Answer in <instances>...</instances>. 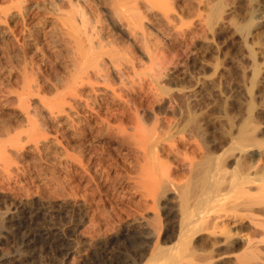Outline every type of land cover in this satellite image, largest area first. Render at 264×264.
Masks as SVG:
<instances>
[{"label":"rangeland","instance_id":"1","mask_svg":"<svg viewBox=\"0 0 264 264\" xmlns=\"http://www.w3.org/2000/svg\"><path fill=\"white\" fill-rule=\"evenodd\" d=\"M9 1L0 0V6L6 9L0 12V141L7 144L4 146L14 171L10 175L0 172V263L2 256L22 252L7 234L10 220L20 215L14 210L20 202L38 201L52 206L49 222L59 231L63 230L71 254L60 261L59 257L46 252L49 250L36 249L40 254L33 258L35 261L19 264H84L110 241H115L114 248L129 253L121 241L124 229L138 228L141 218L153 212L169 215L173 211L170 203L175 202L174 198L167 201L174 196L173 191L167 189L157 193L161 196L157 197L154 211L144 207L139 183L145 178V168H155V165L151 163L153 158L144 156L139 145L148 143V146L149 142L161 139L169 141L167 144L172 145V150L162 142L165 150L159 153L160 160L168 158L163 167L167 164L176 183L184 184L191 177L193 168L189 161L194 155L199 160L207 154L217 156L229 138L236 137L241 129H251L255 136H264V0H153L158 5L163 4L158 8L142 1L140 22L133 10L116 15L99 8L102 27L98 20L95 23L88 0H28L32 3L23 2L22 8L10 7ZM165 2L172 8L165 10ZM74 4L78 13L81 9L84 17H88V28L80 33L82 38H91L97 26L102 30L89 38L93 52L101 48L103 51L105 46L108 49L112 43L107 41L128 48L127 53L123 50L110 53L111 57L101 52L102 58L98 50V61L114 56V63L118 58L116 61H123L131 72L126 69L129 71L126 75L117 70L109 71V90L103 85L96 86L99 93L94 95L89 92L90 85H85L81 89L82 98L76 97L75 103L71 100V106L66 103L60 108L63 113L54 115L48 105L60 99L57 95L63 94L75 71L67 49L50 41L51 35L58 36L55 30L58 18L54 16L61 13L60 17L65 18ZM47 5L52 7L47 8ZM132 28H136L135 31ZM49 30L53 33L49 34ZM31 35L33 38L29 37ZM121 56L137 62L135 67ZM149 58L152 60L148 61ZM134 79L141 83L136 84ZM28 83L33 91L29 94L23 92ZM33 83L41 87L39 91ZM116 86L118 89L114 91ZM111 90L116 93L113 95ZM20 95L27 97L22 100ZM87 98L90 107L84 104L83 99ZM135 127L141 144L134 136L137 135ZM29 130L40 137L46 133L47 138L44 141L38 137L41 142L38 144L32 141ZM26 132L31 135L30 141ZM12 134L15 138L21 136L22 141L8 142ZM218 214L216 231L227 221ZM107 215L113 219H108ZM234 224L240 226L238 219L231 220V226ZM246 236L238 237L241 243ZM207 237L200 236L199 243L202 239L208 242ZM43 253H47V257H42ZM48 255L52 258L48 259ZM138 260L140 257L135 259Z\"/></svg>","mask_w":264,"mask_h":264},{"label":"bare ground","instance_id":"2","mask_svg":"<svg viewBox=\"0 0 264 264\" xmlns=\"http://www.w3.org/2000/svg\"><path fill=\"white\" fill-rule=\"evenodd\" d=\"M27 1L28 0H10L8 5L13 8L14 7L22 8L21 4L23 2H26V5L32 3V1L31 2H27ZM91 1L92 0H88L87 4H89V8L91 12H93L92 13L94 15L93 19H96L95 23L102 21V20L99 21V17H100V14H99L100 12H98L99 8L106 9L109 13L116 14V15L123 14L124 12H128L129 10L130 11L133 10V13H136L138 15L141 13L140 9L143 8L144 6L143 2H146V3L149 2L150 3L149 6L152 8H155V7L158 8L160 5H163V4L158 5V3L157 4L154 3L153 0H152L153 2L151 0H93L95 1L94 3L93 2L91 3ZM23 4L22 6H25V4L24 5ZM164 4L167 5V8H165L166 6L164 7L165 10L166 9L168 10V7L171 6L170 3L165 2ZM8 5L6 4L7 7H9ZM76 5L78 6V4ZM147 5L145 4V6ZM48 6L49 5H47V8ZM2 9H5V6L4 7L0 6V12L3 11ZM17 10L19 12V9ZM138 10H140L139 13L135 12ZM82 11L83 10L80 9L78 13V7H75V4H74L70 6V9L69 11H67L65 18L60 17L61 13H59L60 15L56 14V16H54V18L55 17L56 19L58 18L57 24H55V28H56L55 30H57L58 36L56 37V36L51 35V40L50 38L49 40L51 41V43L55 44L56 42L57 45L61 44L63 47L67 49L68 54L70 53V57H71L69 59L72 61L71 63L73 64L75 71L73 74H71L70 79L67 81V87L65 88V91L61 92L63 94L59 96L57 95V98L59 97L60 99L56 102V104H55V101H56L55 100L53 102V105L51 104L48 105L49 106L48 109L51 114H54V113L58 114L59 112L63 113V109L61 110L60 108H62V106L64 107V105L66 106V103H68V105L71 106L72 104L70 103L71 100L74 102L76 97L77 98L81 97L80 96L82 94L81 89L83 86L85 87V85L87 87L88 85H90L91 89L89 88L90 89L89 92H91V94H94V95L99 93L98 92L99 89L97 88L100 85H103L102 87H105L106 89V87L109 86L108 84L110 82L111 73L109 71L117 70L126 75L130 71L129 68H126L127 66L124 65L123 61L117 62L118 58L116 56H115V58H117L116 59L117 61L115 60L116 63H114V61L112 60L114 56L112 57V59L108 57L109 58L108 60L101 59L98 61L99 57L101 58L103 57V53L101 52H104V56L105 54L110 56L111 54H113L114 51L120 52L121 50H123L127 53L128 48L127 47L125 48L124 44L117 45V43L115 44L113 43V41L112 42L107 41L110 44L112 43L111 45H109V43L105 42L107 43V45H109L108 52H107L108 49L106 48L107 46H105L106 49L103 48V51L101 48V49H97L95 51L96 53L93 52L94 49L92 47L90 39L93 37V35L95 34L97 35V33L102 30H100L99 27L97 26L98 29L96 33H94L91 36V38L90 36H88V39L90 38L89 40L86 37L85 39L82 38L83 36L81 37L80 35V33H82L81 31L85 30L86 27L88 28V21H87L88 17L87 18L86 16L84 17L83 13H81ZM136 14L134 15L135 17L137 16ZM77 16L79 18V22L77 21ZM137 17L139 21V19L141 18L140 15H138ZM129 23H130V20H129ZM100 25L102 27V22ZM130 27H132V25ZM134 27L136 26H133V28ZM135 29L133 30L135 31ZM34 30L37 33L38 30L37 29H34ZM51 30H49L50 32L48 31L49 34L53 33ZM93 31H90V33H92ZM41 34L44 36L43 33ZM87 35H88V32H87ZM32 36L34 35H31L29 37H32ZM45 40L47 41L48 39L46 38ZM101 41H100V45L102 46L103 44H101L102 43ZM42 45L44 46L43 43ZM100 45L97 48H100ZM32 46H34V44ZM102 47H104V45ZM110 47L112 49H110ZM97 51L101 53L102 56H100L99 54V57H98ZM125 52H122V54ZM93 53H95V56ZM132 54L133 53H131V56ZM122 56L120 58H122L123 60L131 59V58L124 59V57L126 56L124 57ZM129 57H130V54H129ZM111 60L113 63H111ZM151 60L152 59L149 58L148 61H151ZM128 61L126 60V63ZM130 63H133V61L132 62L130 61L127 64H130ZM136 63L134 62L133 63L134 66L132 65L131 66L135 67ZM111 67H112V70H111ZM126 69L129 71L126 72L127 71ZM134 73H136V71ZM139 80H137V82L141 83ZM119 82L121 81L119 80ZM137 82L135 80L136 84H138ZM34 83L32 84V86H34ZM28 84L25 85L26 87L24 89L25 91L23 90V92L27 94L31 93L32 91L30 90L32 88L30 87L31 86L30 83ZM35 86L38 88L35 90L39 91V88L41 87H39L38 84H36ZM35 86L34 88H36ZM117 86H119V84ZM111 87L112 85L110 86V88ZM115 89H118V87L114 88L113 90L115 91ZM113 90H111V93H113L114 95L116 92L114 93ZM23 92L22 94L25 95ZM84 93L82 96H84ZM119 93L120 91L118 92V94ZM118 94L116 95V97H118ZM23 95H20V96H22L21 97L22 100H25L27 95L25 98H23L24 97ZM19 98L20 97H18V99ZM21 98L19 99V102L21 101ZM88 99L89 98L85 100L83 99L84 104L86 106L87 105L89 106ZM116 99L118 100V98ZM65 101H68V102H65ZM29 131H30L29 133L32 135L31 130ZM136 131H137V135L139 136L137 128H136ZM240 131L238 133L239 135L237 134L238 137L234 136V138L232 139L229 138V141L227 142L225 147H223V149L220 151V153L217 156L215 155L209 156L208 154L207 155L201 154L205 156H203L201 160H199L198 159L199 157L194 155V157H192V159L189 161L191 164L190 167L193 168V171L190 175L191 177H189L190 178L189 181H187L184 184L176 183L177 181L172 176L167 164H166V167H163L165 163L168 161L167 160L168 158H165L164 160L163 159L160 160L159 153L165 150L163 146L164 145L163 143L165 141L163 142L162 141L163 139H161L160 141V140H157L159 139L157 138L155 139L157 141L155 142L151 141L152 144L149 142V145L146 146L148 143L147 144L143 143L140 139V136L138 137L137 135H134L136 138H139L138 139L140 140L138 141L139 144H141V142L143 143L142 145H139V146L141 147L142 149L141 152L144 154V156L149 155L151 158H153V162L151 158L149 159V157H148L149 160L148 159L146 160H148L149 162L151 160V163L155 165L154 166L155 168H153L150 166V164H148L150 167H148V165L146 164L148 168L147 169L145 168V171H147L145 173L146 174L145 178L144 179L140 178L142 179V181L141 182L139 181L140 182L139 186L142 188L141 194L143 195V196L141 195V197H143L144 202H145L143 204L144 207L154 211L155 206H156L155 203L158 200L157 197L159 198L161 196L160 195L161 193H164L167 189L168 190L170 189L173 191L172 194L174 196L168 197L167 198L168 200L167 199L166 200L171 201V198L175 199L174 204L170 203L172 205L173 211L171 212V206H170L169 209L171 213L169 214L168 212L169 215H167V213H161L159 215L156 212H153L150 216H143V217L141 216L142 218H141V221L139 219L140 225L138 223L139 225V227L137 226L138 228L128 229L127 227V229H124L125 231H123L122 233V238L121 237L120 238H121V241L126 245L127 249L126 248L125 249L128 250L129 253L123 252L121 249H119V247L114 248V246L116 245L115 241L114 242L110 241L109 244H106L98 248L97 251L94 253V255L90 257L89 260H87L84 264H264V136L263 137L259 135L255 136L256 133L253 134L251 132V129L248 131V129L246 130L245 128V130H242L241 132ZM38 133H41V131L39 130ZM134 133L136 134V132ZM34 134L35 135H32L31 137L33 138L32 141H35V142L37 141V143L39 144L40 140L38 137L40 136L37 135V133H34ZM16 135L12 134L13 137L11 136L8 142L16 143L20 140L22 141L23 138L19 139L21 137L20 135H19L20 137L18 136L19 138H15ZM31 135L29 134L27 135L28 140L30 139L29 137ZM34 138H36L37 140ZM40 138H43V140L45 141V139L47 138L46 133L45 135H42ZM5 142L3 141V143ZM168 142H165V144H167ZM0 143L2 144L1 141ZM1 144H0V172L5 175H10V173H12V171L14 170L12 169L11 160L9 159L10 157L6 151L7 149L4 146L7 144H2V145ZM169 144L167 145L170 146ZM8 146L11 147L10 145ZM149 148L150 149L152 148V150H150ZM168 149L172 150V145ZM234 151H235V154L233 155ZM152 154L153 156H151ZM195 157L196 158L198 157L197 158L198 160L196 162H194ZM78 162L80 163L81 161L78 160ZM157 193H160L158 194L159 196L157 195ZM167 203L168 202H166V204ZM46 204L42 202H38V201L37 202L33 201L31 203L29 202L21 203L20 202L19 204H17V206H15L14 210H16L20 215L16 217V219H13V220L11 219L12 221L10 220L11 224L8 227L7 234H8V238H12L13 240H15V242L18 243V247L22 248L21 249L22 252L20 251L21 253L12 254L11 256L10 255L2 256L1 258L2 262L0 264H19V262L34 260L33 258H37L40 254V253L39 254L36 253L37 252L36 249H39L40 251L43 250V252H45L44 250H49L46 252L52 253L53 257H57V258L59 257V259L62 257L66 258L70 256L71 251L70 249L67 248L65 244L66 237L63 234L64 233L63 230L60 228L62 231H59V229L56 226H54L53 224L49 222L50 221L49 218L52 212L51 210L52 206L50 207L49 205H46ZM218 213H220L221 216H223V218L225 217L227 221L225 222L224 220V223L222 224L223 227L220 228L221 230L216 231L215 221H217L216 218L219 215ZM110 214L111 213H109L108 215ZM114 215L115 214L113 213L112 216L114 217ZM113 217L108 216V219L109 218L113 219ZM114 219H116V217H114ZM237 219H238V222H240V226H237V225L235 226L237 222L236 223L234 222L235 223L233 225L234 227L231 226V220L235 221ZM202 235H206V237L209 236L211 238V241L208 237H207L209 239L208 242L207 240H203L202 238H200L202 239V241L199 243V237ZM241 235H247L245 237L246 238L245 241H242V243L240 241L241 238L239 237ZM217 236H219V238ZM207 238H204V239H207ZM123 243L122 245H124ZM41 255L42 257L43 255L47 257V253L46 254L43 253ZM50 256L48 255V259H50L49 258ZM139 257H140V261L138 260V262H136L137 260L135 261V259L136 258L139 259ZM40 260L42 261V258ZM60 261L62 260L60 259ZM43 263L44 262H42V264Z\"/></svg>","mask_w":264,"mask_h":264}]
</instances>
